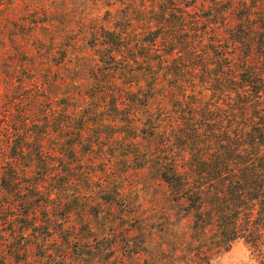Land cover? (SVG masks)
<instances>
[{
  "label": "rangeland",
  "instance_id": "obj_1",
  "mask_svg": "<svg viewBox=\"0 0 264 264\" xmlns=\"http://www.w3.org/2000/svg\"><path fill=\"white\" fill-rule=\"evenodd\" d=\"M156 20L153 0H0V264H256L152 165L155 128L140 123L155 116Z\"/></svg>",
  "mask_w": 264,
  "mask_h": 264
},
{
  "label": "trees",
  "instance_id": "obj_2",
  "mask_svg": "<svg viewBox=\"0 0 264 264\" xmlns=\"http://www.w3.org/2000/svg\"><path fill=\"white\" fill-rule=\"evenodd\" d=\"M153 2L158 25L145 79L156 108L140 123L155 128L147 140L158 158L150 162L189 211L218 213L227 248L241 242L264 264V0ZM109 36L125 55L136 53L133 35ZM212 86L211 103L200 104L196 96ZM207 113L218 114L214 127L204 123Z\"/></svg>",
  "mask_w": 264,
  "mask_h": 264
}]
</instances>
